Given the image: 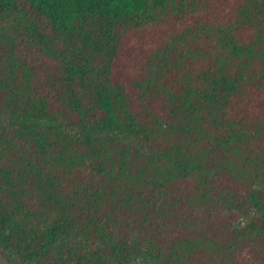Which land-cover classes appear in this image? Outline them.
<instances>
[{"label":"trees","instance_id":"1","mask_svg":"<svg viewBox=\"0 0 264 264\" xmlns=\"http://www.w3.org/2000/svg\"><path fill=\"white\" fill-rule=\"evenodd\" d=\"M0 264H264V0H0Z\"/></svg>","mask_w":264,"mask_h":264}]
</instances>
